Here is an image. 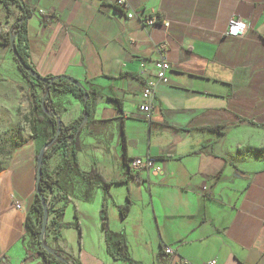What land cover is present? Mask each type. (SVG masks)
Instances as JSON below:
<instances>
[{
    "label": "crops",
    "instance_id": "obj_1",
    "mask_svg": "<svg viewBox=\"0 0 264 264\" xmlns=\"http://www.w3.org/2000/svg\"><path fill=\"white\" fill-rule=\"evenodd\" d=\"M20 1L31 12L26 48L34 70L45 79L70 77L98 95L79 133L77 161L111 184L109 228L125 235L132 259L264 264V0H126L136 18H128L117 0ZM6 11L16 24L26 12L0 2V73L8 76L17 70L4 41L13 25L4 19ZM154 15L169 28L146 27ZM232 18L248 23L245 38L225 36ZM163 44L169 82L158 86L147 121L139 105L155 79L156 48ZM37 93L47 95L43 87ZM51 103L64 126L84 114L72 94L53 93ZM148 154L158 160L160 174L130 175V162ZM63 158V149L54 152L49 169L54 210L65 207L67 227L54 242L51 215L45 247L79 264H129L108 252L103 190L63 169ZM37 160L33 142L0 175V264H44L35 238L24 240ZM121 207L129 208L126 216ZM166 247L175 258L165 255Z\"/></svg>",
    "mask_w": 264,
    "mask_h": 264
},
{
    "label": "trees",
    "instance_id": "obj_2",
    "mask_svg": "<svg viewBox=\"0 0 264 264\" xmlns=\"http://www.w3.org/2000/svg\"><path fill=\"white\" fill-rule=\"evenodd\" d=\"M18 5H20L26 12V15L19 19V22L15 24L13 31L9 35V41L7 44H10V36H15V45L17 51L20 55V58L26 64V66L32 68L31 63L29 62V56L26 48V18L31 14L30 10L20 1V0H9ZM5 2V1H1ZM8 40V38H7ZM17 62V61H16ZM18 65V63H17ZM23 76L30 80L32 96L34 99V114H33V125H34V139L38 136L39 131L41 130L47 139V145L54 139L58 131V122L59 116L54 105L51 103V94L53 93H62V94H72L78 100H80L84 106V113L88 115V122L94 112L93 100H95L98 95L95 91L86 90L83 85L70 77H57V78H46L51 81L50 87L46 85L35 82L26 72H24L21 67L18 65ZM43 87L46 89V97L39 98L37 89ZM89 96V100L85 102V97ZM84 121V115L79 119L73 122L70 125L64 126L61 123L63 131L61 132L59 139L54 143V145L49 146L50 153L45 154V159L43 162L42 168V178L40 181V194L36 193L35 201L32 206V209L29 215L26 218V235L24 240L28 235L35 238L38 244L37 254L41 258L44 264H79L71 256L65 255L60 250H50L45 247L44 243L41 242L40 236L42 231L43 216H44V204L42 199L47 197L48 191H53V182L52 176L50 174L49 164L50 158L54 152L63 149L64 158H63V169H65L70 174H73L88 184L97 186L101 188L104 192V202L101 211L102 227L106 234V243L108 252L112 258L115 260H120L127 262L129 264H139L135 262L129 253L128 242L124 234L114 233L109 228V217H108V202L111 198L110 188L111 184L107 183L99 172L96 169H93L91 172L83 171L77 161V153L81 151L82 145L80 140L81 132L80 126ZM53 129V134L49 133V129ZM220 131L221 128L213 129ZM122 147L126 148V136L124 127H122ZM40 150L37 149V156L39 155ZM71 153V154H70ZM65 207L60 210L55 211L54 205L49 209V217L54 215L51 220V226L53 227V240L57 242L61 237V230L66 228L67 225L62 223L61 217L63 216ZM122 216H126L129 212L128 207L120 208ZM75 227L79 230L78 222H76ZM59 258L62 260L60 261Z\"/></svg>",
    "mask_w": 264,
    "mask_h": 264
},
{
    "label": "rangeland",
    "instance_id": "obj_3",
    "mask_svg": "<svg viewBox=\"0 0 264 264\" xmlns=\"http://www.w3.org/2000/svg\"><path fill=\"white\" fill-rule=\"evenodd\" d=\"M4 19L13 21L10 31L4 34V41L7 43L15 27L16 17L6 11ZM13 61L17 74L7 76L3 71L0 73V175L11 170L14 157L21 150L30 148L33 142L40 151L47 145L46 136L41 130L34 139V99L31 82L23 76L15 58ZM33 246H38L36 240Z\"/></svg>",
    "mask_w": 264,
    "mask_h": 264
},
{
    "label": "built area",
    "instance_id": "obj_4",
    "mask_svg": "<svg viewBox=\"0 0 264 264\" xmlns=\"http://www.w3.org/2000/svg\"><path fill=\"white\" fill-rule=\"evenodd\" d=\"M243 1V0H239ZM116 6L120 8L122 11L128 14V18H136L134 13H130V6L126 0H117ZM161 23L166 29L169 28L170 23L167 21H161L160 18L156 15L151 16L145 21V26L154 28L157 24ZM248 23L243 21L242 19L232 18L228 23V29L225 34L226 37L231 39H243L248 34ZM167 45L163 44L156 48L157 58L154 61V69H155V79L153 82L148 83L143 91H142V103L139 105V111L142 112L146 116V120L150 121L152 118V114L156 107L157 102V88L160 85L167 84L169 82V72L171 71V66L167 59L166 53ZM130 175H134L137 172H147V173H155L160 174L161 167L158 166V160L149 154L143 158H137L130 162L129 165ZM46 204L48 209L52 208L54 205V195L51 191H48L46 197ZM18 210H22L23 207L21 204L15 206ZM164 253L168 257L175 258V251L166 247ZM173 264H191L188 260L177 257ZM210 264H216V262H212Z\"/></svg>",
    "mask_w": 264,
    "mask_h": 264
},
{
    "label": "water",
    "instance_id": "obj_5",
    "mask_svg": "<svg viewBox=\"0 0 264 264\" xmlns=\"http://www.w3.org/2000/svg\"><path fill=\"white\" fill-rule=\"evenodd\" d=\"M1 1H5V0H0ZM10 46L12 49V53L14 55L15 60L17 61L18 65L21 67V69L26 72L32 79H34L35 81L42 83L44 85H46L47 87H50L51 85V81H49L48 79H45L43 77H41L35 70H33L32 68L26 66V64L23 62V60L20 58V55L17 51L16 45H15V36L11 35L10 36ZM89 100V96L85 97V102H87ZM84 115V121L82 122L81 126H80V130L83 129L84 125L88 122V115L86 113L83 114ZM63 131L61 122H58V131H57V135L54 137V139L48 144L46 145L39 153L38 155V160H37V176H36V193L40 194V181L42 178V168H43V162L45 159V151L49 148V146H52L58 139L59 136L61 134V132ZM79 135V132L77 133L76 136ZM42 202L44 204V216H43V224H42V231H41V236H40V240L43 243L44 241V236L47 230V226L49 223V209L48 206L46 204V200L45 198L42 199ZM59 260L61 261L62 259L59 258Z\"/></svg>",
    "mask_w": 264,
    "mask_h": 264
}]
</instances>
